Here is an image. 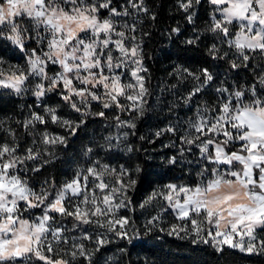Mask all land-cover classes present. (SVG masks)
Masks as SVG:
<instances>
[{"label":"snow or ice","instance_id":"snow-or-ice-1","mask_svg":"<svg viewBox=\"0 0 264 264\" xmlns=\"http://www.w3.org/2000/svg\"><path fill=\"white\" fill-rule=\"evenodd\" d=\"M202 2L177 0L178 8L185 14L186 22L193 25V31L195 9ZM207 3L213 7L207 31L221 44H227L229 51L234 48L235 58L229 60V51L218 57L220 49L216 43L209 51L215 58L227 61L228 71H248L253 59L250 53L264 58V0H207ZM101 10L107 11L106 17L101 18ZM149 11L145 0H125L120 8L113 7L112 0H0V40L9 41L26 58L25 67L10 64L0 57V87L20 95L26 90L27 81L36 78L39 82L31 91L39 100L62 85L61 99L76 112H82L81 105L89 102L88 97L91 100L102 98L97 95L102 86L104 96L110 101L104 103V108L115 104L121 111L133 110L142 115L149 90L142 75L147 70L142 65L135 33L141 23L139 14L147 16ZM124 17L134 19L131 23L120 22ZM155 18L151 16L152 20ZM233 28L236 29L234 34ZM180 31L179 26L171 29V33ZM129 32L132 35H128ZM198 39L197 36L185 43L193 45ZM29 40H34L36 47L29 49L26 43ZM130 41L131 47L128 46ZM49 63L59 65L61 70L49 76L46 71ZM130 68V76L134 79L123 83L122 78ZM183 71L197 81L184 98V103L188 104L211 86L215 76L207 67L201 68L198 75L187 69ZM230 87L216 89L223 99L210 110L211 115L198 106L195 118H189L185 134L179 137L181 154L185 151L183 145H195L201 153L207 154L209 161L228 165L227 171L212 168V178L206 182L201 179L193 186L170 183L162 189H154L140 207L151 205L159 197L167 202V208L162 209L164 214L170 209L177 220L191 225L189 230L173 224L167 230L168 235L194 232L193 243H211L218 253L223 254L227 248L244 256L264 257V236L258 235L264 232V67L255 72L252 84H238L234 91ZM225 92L228 93L226 97ZM74 97L80 98L79 104ZM120 97L131 101V105H121ZM96 115L102 117L105 113L101 111ZM49 118L73 136L85 124L84 119L78 122L63 119L55 107H45L44 115L32 111L29 118L17 123L29 129L37 123L46 125ZM125 123L130 128L136 127L130 121L117 118L118 127ZM0 131H6L15 141V131L4 129L3 122H0ZM163 131L175 133L176 129L169 126ZM161 134L155 133L157 137ZM127 136L128 133H124L123 139ZM220 136L224 138L221 140ZM104 139L106 144L100 147L112 149L119 147L118 143H112L113 139L120 141L122 138L108 136ZM234 142H239L240 147L229 152L227 149ZM67 143V137L52 136L45 131L33 137L32 145L24 150L23 156L17 155L18 144L0 143V264H73L78 260L80 264H96L93 257L110 240L104 234L94 236L87 228H82L83 225L105 228L130 243L140 237L138 232L129 236L132 224L129 217L115 215L119 209L129 207L131 201L127 191L137 184L123 165L117 169L94 161L86 169H78L72 179L59 188L54 180L46 179L37 190L26 175H22V172L38 174L45 165L53 163L56 157L48 146ZM92 151L88 148L85 155ZM29 161L34 166H28ZM175 162V156L167 161L169 164ZM108 171L115 175L119 187L103 181ZM140 171L138 165L135 172ZM206 172L202 170L201 177ZM97 180L100 182L96 183ZM97 188L101 193L106 192L102 201L95 191ZM122 191L123 199L115 202ZM70 200L76 202L68 203ZM31 209H39L41 214L32 217ZM26 213L28 218H25ZM55 214L61 217L59 221ZM65 218L72 219V229H81L79 237L69 239L72 229L65 226ZM160 218L158 214L147 220L145 235L153 231ZM205 221L210 226L206 233ZM84 241L95 246L89 249ZM61 244L69 247L57 252Z\"/></svg>","mask_w":264,"mask_h":264},{"label":"trees","instance_id":"trees-1","mask_svg":"<svg viewBox=\"0 0 264 264\" xmlns=\"http://www.w3.org/2000/svg\"><path fill=\"white\" fill-rule=\"evenodd\" d=\"M145 4L150 10L149 14L147 16L143 13L139 14L138 19L141 23L135 33L140 44L142 61L147 70L144 75L145 85L149 90L146 97L148 103L142 115L135 111L128 114L122 111L121 114L116 113L114 117L113 111L96 108V113L103 111L105 115L102 117L96 113L84 115L82 119L85 120V124L74 136L50 120L46 125L37 123L25 129L17 122L29 118L32 111L42 115L40 108L42 103L34 98L21 101L19 97L0 92V122H3L4 129L11 128L16 134L13 141L6 131H0V143L18 144L17 155L23 156L24 150L32 145L34 128V130L39 128L58 132L68 138L67 145H60L56 151L48 148L56 156L53 163L45 165L38 174L22 172L31 184L44 178L59 181L64 176H72L73 172L64 170L67 159L73 154L85 153V146L88 145L89 139L99 136L103 140L108 136L115 138L120 133H128L127 138H122L119 142L113 139L112 143H118L119 147L112 149L104 147L97 152L105 155L110 162L125 165L130 169L133 179L137 180L136 186L127 191L131 204L123 208V212L132 221L129 225V236H134L138 232L140 237L134 238L131 243L128 239L119 238L116 243L106 244L93 257L96 264H264V257L244 256L227 248L221 254L215 251L211 243H193L194 232L190 234L180 232L179 235L170 236L167 234L170 228H165L161 223L156 224L153 231L145 235L147 231L145 225L152 211L166 208L163 200L157 202L155 210L141 208L139 201L145 195L157 186L168 182L195 185L201 179L210 178L211 169L216 166L215 162L207 159L206 153L200 154L195 145H183L185 151L183 154L180 152L182 146L179 140L180 130L175 116L189 117L198 106L211 109L216 102L214 92L209 91L210 87H208L185 104L184 98L197 81L183 69L198 75L201 68L207 67L215 76L211 87L229 88L231 86L230 90L234 91L238 84H252L255 72L264 67V58L255 53H250L253 57L252 67L248 71L238 72L228 71L227 61L214 57L209 51L213 43H216L217 48L220 49L216 54L218 57H223L229 48L227 44H221L212 32L207 31L213 9L207 0H203L195 9V31H193V25L186 22L185 14L178 8L177 0H145ZM114 5L117 3L115 2ZM152 15H155V20L151 19ZM177 26L181 29L180 33H171V29ZM143 33L149 35L143 36ZM197 36L199 37L197 43L193 45L185 43L186 40ZM28 45V48L36 47L35 43ZM234 53V48L229 51V60L234 58ZM1 54L2 51H0ZM48 69L53 71L54 67L51 65ZM43 100L44 103L63 105L54 92L48 94ZM60 113L63 112L60 111ZM66 113L71 114L70 110ZM72 117L78 119L79 116L74 113ZM121 117H130L136 127L134 129L118 127L117 118L120 120ZM168 125L174 126L176 132L163 131ZM156 132H162V134L157 137ZM103 141L106 144L105 139ZM93 144V146L98 145ZM128 148L132 151H128ZM238 148L237 144H232L227 150L236 151ZM172 156L176 157L175 164L167 163ZM138 165L141 171L136 173L135 168ZM28 166L34 165L29 161ZM202 170H207L203 177L200 175ZM166 215L180 228L191 229L190 222L185 225L184 222L172 218L170 210ZM64 221L72 228L71 218H65ZM82 228H87L95 236L96 231L93 225H83ZM161 228L165 231H160ZM204 228L205 233L210 230L207 222ZM76 230L72 229V231ZM258 235L264 236V232H259ZM88 243L89 249L95 246L92 242ZM65 258L70 259L67 256ZM73 264H80V261H75Z\"/></svg>","mask_w":264,"mask_h":264},{"label":"rangeland","instance_id":"rangeland-1","mask_svg":"<svg viewBox=\"0 0 264 264\" xmlns=\"http://www.w3.org/2000/svg\"><path fill=\"white\" fill-rule=\"evenodd\" d=\"M117 3V5H114V3ZM125 3V0H112V6L113 7H117V8H120L121 7V5H123ZM122 10V9H121ZM212 11H213V9H212ZM107 11L106 10H101V18H103V17H106L107 16ZM133 17H124V18H122L121 19V21L120 22H124V21H127L128 23H131L132 21H133ZM117 30H119V28L117 29ZM235 28H233V34H234V32H235ZM33 35H35V33H32ZM128 35H132V33L131 32H129L128 33ZM115 38V37H114ZM136 38H137V36H136ZM136 42H138V41H136ZM26 43H27V45L28 44H32V43H35V41L34 40H29V41H26ZM139 43V42H138ZM29 46V45H28ZM129 47H131V41L129 42V45H128ZM45 50H47L46 49V47H45ZM140 50H141V48H140ZM0 51H2V54L0 55V57H3L4 58V60L5 61H7L8 63H10V64H13V65H21V66H25L26 67V58H25V56H24V54L23 53H21L14 45H12L9 41H3V40H0ZM116 55H119V53H116ZM234 58H235V55H234ZM233 58V59H234ZM52 64L51 63H49L48 65H47V67H46V71H47V73H48V75L49 76H51V75H53L54 73H56V72H58V71H60L61 69H60V66L59 65H52V67H54V70L53 71H50L49 69H48V67L49 66H51ZM142 65H143V68H145V66H144V64H143V61H142ZM5 67H7V65H5ZM120 71L121 72H124L125 70L124 69H120ZM130 71H131V68L128 70V72H126L125 73V75L123 76V78H122V82L123 83H128V82H130V81H133V79L134 78H132L131 76H130ZM142 75H144V72L142 73ZM144 77H145V75H144ZM39 82V80L38 79H36V78H30L28 81H27V83H26V85H25V88H26V90L22 93V94H20V95H17L14 91H12V90H10V89H4V88H2V87H0V92H5V93H8L9 95H11V96H14V97H19L20 99H21V101H24V100H27V99H29V98H34V99H36V100H38L37 99V97L36 96H34L33 94H32V91H31V89L33 88V86L36 84V83H38ZM74 84H76V85H78V82L77 81H74ZM146 86V85H145ZM215 87V86H214ZM206 88H208V87H206ZM217 88H219V87H215V88H213V86L211 87L210 86V88H209V91H213L214 93V100L216 101L213 105H212V108L211 109H213L214 108V106L217 104V103H220V102H222V97L220 96V94L219 93H217L216 92V89ZM61 90H62V85H61V88H59V89H57V90H55V91H53L54 93H56L57 94V96H59V98H60V100L62 101V104L63 105H58V104H56V103H50V104H48V103H44V98L48 95V94H50V93H53V92H48L47 93V95H45L44 97H42V98H40L39 99V101L42 103L41 104V112H42V115H44V108L45 107H55L56 109H57V114L59 115V116H61L63 119H67V120H70V121H74V122H78L79 120H81L82 119V117L84 116V115H82V113H88V114H91V115H93V114H95L96 112H95V109L96 108H99V109H102V110H111V111H113V116L114 117H116V113H118V114H121V110H120V108H118V107H116L115 106V104H112V106L111 107H109V108H104L103 107V105H104V103H110V101H109V99L107 98V97H105L104 96V89H103V87L101 86L98 90H97V95H99V96H101L102 98L100 99V100H91V98L90 97H88V101L89 102H87V103H84V104H82L81 105V109H82V112H76L75 110H73L71 107H70V105H68L67 103H65L62 99H61ZM227 92H225L223 95L226 97L227 96ZM74 100L79 104L80 103V98L79 97H74ZM131 101H128V100H126L124 97H120V104L121 105H125V106H130L131 105ZM197 109V108H196ZM196 109H195V111H196ZM211 109H206V114L207 115H211ZM64 110V111H63ZM70 110V112H71V114L70 113H66V112H68ZM60 111H62L63 113H60ZM195 111L189 116V117H184V115L181 117V115H180V117H178L177 115L175 116V118H176V121H178V123L177 124H179V130H180V133H179V137L180 136H182V135H184L185 134V129L187 128V122H188V120H189V118H195ZM126 112V114H128V113H130V112H134L133 110H127V111H125ZM74 113H76L79 117H78V119H74L73 117H72V114H74ZM135 113H136V111H135ZM68 114H70V115H68ZM49 120H50V118H49ZM51 121V120H50ZM120 121H124V122H131V120H130V117H128V118H124V117H121V119H120ZM60 126V125H59ZM169 126H172V125H168V126H166V127H164V129H166L167 127H169ZM124 127H128L127 126V123H125V125H124ZM172 127H174V126H172ZM60 128H63V127H61L60 126ZM35 129V128H34ZM33 129V131L35 132L34 133V135H33V137L34 136H37V134H39V133H43V132H47L49 135H52V136H64V135H62V134H60V133H58V132H52V131H49V130H47V129H36V130H34ZM64 130H66L67 131V129H65V128H63ZM209 135H213V134H209ZM118 136H120L121 138H123V133H120V134H118ZM33 137H32V139H33ZM224 137L223 136H220V139L222 140ZM104 140V139H103ZM102 139H100V137L99 136H97V137H95V138H93V139H89L87 142H88V145L87 146H85V150L87 151V149L88 148H92L93 149V151L91 152V153H89L88 155H85V153H80V154H73V155H71L68 159H67V163H66V165H65V172H73L72 173V176H70V177H66V176H64V177H62V179H60L59 181H55V185H56V187L57 188H59L65 181H67V180H70V179H72V177L74 176V174H75V172L78 170V169H80V168H84V169H86L87 167H89L91 164H92V162H94V161H97V160H99L102 164H107V165H109L110 167H112V168H119L121 165H123V164H117L116 162L114 163V162H110V161H108L107 160V158H106V156L105 155H103V154H100V153H98L97 152V150L98 149H100L101 147H100V145H105L104 144V141H103ZM117 141V140H116ZM117 142H119V141H117ZM93 143H95V145L96 144H98V145H96V146H93L94 144ZM234 144H237L239 147H240V143L239 142H234ZM60 145H56V146H48V148H53V150L54 151H56L57 149H58V147H59ZM41 147H43L42 145H41ZM199 149V148H198ZM49 151H50V149H49ZM212 151H213V154H214V152H215V146L213 145L212 146ZM200 154H204V153H200ZM56 157V156H55ZM125 168H127L125 165H123ZM215 168L216 169H218L220 172H226L227 171V169L229 168V166L228 165H223V164H218V163H216V166H215ZM127 169H129V168H127ZM130 170V169H129ZM130 174H131V172H130ZM132 176V175H131ZM133 178V177H132ZM212 178V176L210 177V178H206L204 181L206 182L208 179H211ZM49 180V181H51L49 178H44V179H41V180H37V181H35L34 183H31L30 185H32L33 187H35L37 190L39 189V187H40V185L43 183V181H45V180ZM102 179H103V181L105 182V183H108L110 186H114V187H119V184H117L116 183V177H115V175H113L110 171H108V172H105V174L103 175V177H102ZM100 181L99 180H97L96 181V183H99ZM127 181H125V183H126ZM177 184V185H185V186H193V185H188V184H181V183H179V182H168V183H165V184H163V185H159V186H157L155 189H162L165 185H167V184ZM88 187H89V190L91 191V189H92V184H91V182L89 183V185H88ZM110 190V189H109ZM154 190V189H153ZM152 190V191H153ZM96 193H97V195L99 196V198H100V200L102 201V199H103V195L104 194H106V192L105 193H101V191L97 188L96 190ZM107 191V190H106ZM152 191L151 192H149L147 195H145L140 201H139V206H140V204L145 200V198L150 194V193H152ZM166 194V193H165ZM123 197H124V193H123V191L117 196V198H116V201L115 202H119V200L120 199H123ZM81 199H83V197H81ZM159 200H163V199H161V198H157L151 205H148V206H146V207H144V208H147L148 210L149 209H151V210H155L156 208H157V202L159 201ZM76 201L75 200H70V201H68V203H75ZM163 202H165V204H166V208H167V202L166 201H164L163 200ZM101 206L103 207V205L101 204ZM157 211H152V213H151V215H150V217L148 218V220L149 219H151V217H153V216H157L158 214L160 215V219L156 222V224H159V223H161V225H164L165 226V228H171V226L173 225V220L172 219H170L169 218V216L168 215H166V214H164V212H162V209H156ZM170 210V209H169ZM171 211V210H170ZM41 214V212H40V210L39 209H31L30 210V216H32V217H35V216H38V215H40ZM116 217L118 218L119 216H126L125 214H124V212H123V208H121V209H119L117 212H116ZM173 215V217L172 218H175V216H174V214H172ZM28 216H29V214L28 213H26L25 214V218H28ZM60 216H59V214H55V219L56 220H60V218H59ZM176 219V218H175ZM177 220V219H176ZM179 221V220H178ZM205 223H206V221H205ZM64 224H65V226L67 227V228H69V229H72L71 227H70V225L68 224V223H66L65 221H64ZM94 227H95V231H96V234L97 233H100V234H104V235H106L107 236V238L110 240V243H116V242H118V240H119V238L115 235V233L114 232H108L105 228H97L95 225H93ZM210 227V226H209ZM74 230V229H73ZM213 234H214V232H213ZM81 235V229H77L76 231H71L70 233H68V236H69V239L71 240L72 239V237H79ZM84 243L87 245V247L89 248L90 247V244L88 243V241H84ZM110 243H108V244H110ZM107 244V245H108ZM67 247H69V245H63V244H61V245H59L57 248H56V251L57 252H60V249L61 248H67ZM62 255H63V253H61ZM55 258V257H54Z\"/></svg>","mask_w":264,"mask_h":264},{"label":"built area","instance_id":"built-area-1","mask_svg":"<svg viewBox=\"0 0 264 264\" xmlns=\"http://www.w3.org/2000/svg\"><path fill=\"white\" fill-rule=\"evenodd\" d=\"M31 48H33V47H29V49H31Z\"/></svg>","mask_w":264,"mask_h":264}]
</instances>
